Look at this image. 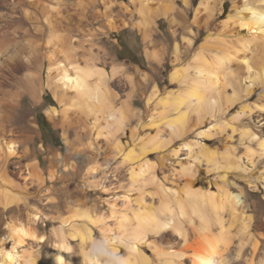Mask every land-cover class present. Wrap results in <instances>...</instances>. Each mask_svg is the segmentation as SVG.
I'll list each match as a JSON object with an SVG mask.
<instances>
[{
  "label": "bare ground",
  "instance_id": "6f19581e",
  "mask_svg": "<svg viewBox=\"0 0 264 264\" xmlns=\"http://www.w3.org/2000/svg\"><path fill=\"white\" fill-rule=\"evenodd\" d=\"M194 1L197 0H129L128 5L119 0H0V221L6 222L7 230V235L0 237V264H57L55 257L58 255L64 257L66 264H81L80 254L78 260L73 261L76 251L73 242H78L81 253L87 244L86 232L95 236L108 231L131 236L137 241L132 264H196L197 257L209 254L215 256L218 264H228L226 254L233 243L232 228L235 224L239 225L238 236L240 235L235 264H264V224H255L256 218L249 214L247 206L241 201L244 192L241 190L236 193L234 184L229 179L232 176L234 180H244L253 189L264 186L263 177L250 175V169L245 168V165L253 166L257 159L264 157V137H258L251 123L243 124L241 129L235 127L238 130L232 128L233 133L240 131L238 134L245 152L238 155L237 150L232 152L228 149L226 156H222V161L216 157V152L209 151L204 142L213 135V128L209 131L200 130L202 133L198 135L202 136V140L196 139L184 144V148L189 150V160L179 164L180 171L174 169L171 176L181 178L182 175V195L176 189L179 182H175L159 169L164 167L166 156L161 159V165H158L149 159L150 151L145 145L139 151L132 148L126 152L125 143L118 138L121 132H125L127 122L136 118L137 113L131 109L128 99L121 101V106H118L122 97L116 87L121 83L122 70L115 65L111 73L106 69L107 58L105 49L99 47V37L134 23L147 45H152V34L157 20L166 19L172 26H188L183 18L185 14L178 10V5L190 7ZM198 1L199 9L194 20L198 19L199 22L203 16V28L212 30H209L210 34L197 53L198 67L195 66V74L191 78L178 67L172 71L171 81L185 84L183 94L160 98L158 88H154L148 103L150 105L153 100L159 99L158 105L162 106L164 112L156 120L151 118L149 125L134 128L132 138L135 140L146 127L154 125H157L155 130L159 136L163 129L169 134L167 143L182 138L190 129H187L188 112L184 110L191 107L200 110L209 107L212 102L220 107L222 104L219 106L218 103L222 101L221 98L225 100L222 97V88L226 84H233L236 89H232L243 94V81L239 76L241 71L249 75V80L254 76L253 83L260 81L264 86V21L259 19L264 17V0ZM228 2L232 5L225 14ZM223 15H226L227 20L222 21L220 26L211 27ZM176 31L173 30L172 33L175 35ZM190 33L194 34V31L190 29ZM184 40L188 47L195 43L192 37H184ZM206 51L212 53L209 58ZM146 52L150 61L161 62V54L148 49ZM173 53L179 59L181 52L177 43ZM128 79L133 93V80L130 77ZM45 90L52 94L56 104L47 113L48 119L55 126H61L63 130H73L79 140L88 135L92 137L94 131L101 137L104 135V128L110 127L106 138L108 141L115 140L114 150L121 155L123 163L129 164L132 186L144 189L152 185L158 189L160 195L159 206L156 207L153 193L150 192L152 203L147 205L143 197L132 200L131 191H125L122 197L117 198L126 207L121 211L117 209L116 199L110 204V216L84 211L80 215L62 220L60 226L53 229L52 233L57 241L51 253H46L44 249L49 238L40 231L39 224L47 220L54 221V217H47L39 208L32 206L33 201L51 192L31 195L26 187L10 178L11 172L8 171L12 160L28 158V153L20 156L19 149L29 139L36 137H33L35 132L29 131L32 135L27 134L29 139H25L23 130L14 126L16 111L25 96L39 102ZM244 91L249 93L250 88H245ZM132 93H129L131 97ZM248 95H245L246 100L252 97ZM256 109L264 115V106ZM219 110L223 109L220 107ZM254 110L251 105L244 103L239 113L251 120ZM166 111L173 112V117L165 116ZM260 117L261 115L258 116ZM88 144L92 149L95 143ZM157 149L159 148L153 150ZM173 152L177 157L181 148ZM75 153L76 149L73 154ZM201 154L211 156L204 160L207 166L213 165L222 170L219 177L221 180L216 185L204 182L198 177V168L202 165ZM61 158L59 155L53 164ZM21 167V163H15V168ZM26 170L29 175L26 178L32 180L42 192L47 180L35 165L27 166ZM92 170L95 171L96 168ZM57 176L59 175L56 172L51 171L52 182ZM134 202L137 209L132 207ZM50 203L56 204L53 200ZM224 215L229 216L228 221L224 220ZM194 218L199 219L209 231L203 236L205 231L202 238L196 232ZM109 219L115 221L114 227L110 226ZM214 226H218L219 232H213ZM159 233L163 236L164 245H158L151 240L156 238L154 234L159 236ZM25 246H28V255L24 260L19 249ZM64 249H71V252ZM147 250L152 251L155 260L148 256ZM9 253L11 260L8 259Z\"/></svg>",
  "mask_w": 264,
  "mask_h": 264
},
{
  "label": "rangeland",
  "instance_id": "374dc122",
  "mask_svg": "<svg viewBox=\"0 0 264 264\" xmlns=\"http://www.w3.org/2000/svg\"><path fill=\"white\" fill-rule=\"evenodd\" d=\"M119 1L128 5L130 4L129 0ZM199 4L200 3L197 0L194 1V3L190 7L178 5V10H182V14H185L183 18L187 21L185 24H187L188 26L185 25L183 27L177 24H174L172 26L166 19L157 20V26L155 27V31H153L154 33L152 34L153 43L152 45L149 44L150 46L147 45V42L144 40L141 31L138 28L134 27V23L133 25L122 28L119 31H112L102 34L99 37L100 40L98 41L99 47L103 50L105 49V58H107V62L105 63L106 69L111 73L113 70V66L115 65L120 67L122 70L120 77L121 83L116 87L122 97V100L118 102V106H121V101H123L124 99H128L130 100L129 104H131V109L137 113L136 118L134 117L130 119L129 123L127 122L125 132H121L118 138H120L125 143L126 152L130 151L132 148H136V150L139 151L140 147L142 145H145L150 151L148 156L149 159H151L153 162H156L158 165H161V162L163 160L162 158L166 156L168 160H165L166 166L164 165L163 168L159 167V169L162 172L164 171L163 173H165L169 177L173 176L174 169L180 171L179 164L185 163L187 160H189V157L187 155L189 154V150L186 147L184 148V144L192 140L203 139L202 136L198 135L202 133V131L200 130L209 131V129L213 128V135L210 138H207L204 142L208 145L209 151H211L212 153L216 152V157H218L221 161L222 158L226 156V152L228 151V149L232 152L238 151V155H241L243 154V152H245L244 146L241 144L240 135L238 134L240 131H236L235 133H233V127H239V129H241L243 124L251 123L254 131L256 130L255 132L258 137L261 138L262 135L264 137V115L263 113H260L258 109H256L257 107L264 106V86L261 85L260 81L254 82V84L252 82L254 76H252V78H250L249 80V75H247V73H245L244 71H241L239 76L243 81L244 93L239 94L237 93L238 91L235 90L236 87H234L233 84H226L225 87L222 88L224 90V94L222 95V97L225 98V100L221 98L222 101H219L218 103L219 106L222 104L220 107L223 110H219L220 107H218L215 102H212V105L210 103L209 107L211 106V108L204 107L203 109L200 108V110L193 107L189 109L185 108L186 110L184 111L188 112L187 129H189L190 127L191 130H187L186 134L182 138H178L171 143H167V141L169 140V134L163 129L162 134L159 136L157 130H155L157 128V125L146 127L143 131L140 132V135L138 136L139 138H136V140L132 138V131L134 128H141L144 124L149 125V121H151L152 119H158V116L162 112H164L162 106L158 105L157 100L159 99L153 100L150 105L148 103V100L154 92V88H158V96L160 98L165 96L173 97V95L183 94V91H185V84L172 82L170 78L172 71L178 67L182 68V71L184 70V72L188 73L191 78L195 74V69L196 67H198V63H196V56L198 55L197 53L200 52L201 46L205 43V38L210 34L209 30H212L206 29L205 27L203 28V16L200 17L201 21L199 19L200 23L198 22V19L194 20L195 13L197 9H199ZM231 5V2L227 3L224 10L225 14L228 13L227 11H229ZM223 16L217 18L216 21L212 23L211 27H215L218 25L220 26V23L222 21L227 20L226 15ZM179 19L182 20L181 18ZM175 27H178V29H176ZM190 29L194 31V34L190 33ZM173 30H177L175 35L172 33ZM243 33H246V31ZM190 36L195 43L191 47H188L186 40H184V37L191 38ZM176 43L179 45L181 52L179 59L175 58L173 53ZM147 49L151 51L154 50L155 52L161 54V62L157 63L155 61H150L147 57ZM96 51L97 50H95V52ZM205 54L209 58L212 53L206 51ZM251 72H254V70H251ZM128 77L132 78V82L134 83L133 88H135L133 90L135 91H133V93L132 88L129 85L130 81ZM245 88H250L249 93H246L244 91ZM129 93H132V97L131 95H129ZM247 94H249L248 97L252 96L251 98H249V100H246L247 97H245V95ZM22 101L23 102L21 106L16 111L13 124L15 127L23 130V133H25V139H29L27 135L31 134L29 131L35 132V134H33V137L36 136V139H29L28 143L26 142L27 144H22V147L19 149V155L22 156L25 153H28V158H19L12 160V162L8 166V171L9 173L11 172L10 178L26 187L31 195L38 196L39 193H42L43 195L46 194L47 191L51 192V194L43 196L42 198H39L32 202V206L39 208L42 214L47 217H54L52 218L54 221L47 220L39 224L40 231L49 238L48 242L44 244L46 253L53 252V245L57 240L55 239L52 232L54 228L60 226L62 220L71 218L75 215H80L81 213H84V211H89L91 214H105L106 216H110V204L114 202L118 197H122L125 191L132 192H130L132 200L143 197L144 203L147 205L152 203V196L150 195L151 192L155 195L153 196L155 199V206H159L160 195L158 189H156L154 186H143L144 189H139L138 186H132V182L130 180V175L128 172L130 168L129 164L123 163V158L121 157V155H119L118 152L114 150L113 144L115 140L111 141L109 139L108 141L106 138V135L108 134L107 131L111 129L110 127L104 128V135L101 137L98 136V132L94 131L92 137L91 135H88L83 137V140H79L73 130H63L64 128H62L61 126H55L48 119V110H50L51 106L56 105L53 100V96L49 91L45 90L42 96V100H40L39 102L32 101L29 96H25ZM244 103L251 105L252 108L255 109V114H253V117L251 119L252 121L248 119L247 116L242 117L239 113L240 107L243 106ZM255 105H257V107ZM166 115H170L171 117H173L174 114L173 112L166 111L165 116ZM259 115H261L263 119L261 117L258 118ZM199 117H201L200 121ZM226 123L230 125H227ZM261 130L263 131V134ZM156 135L157 137L155 138ZM150 136H152L153 138L151 137L150 139ZM198 136H200L201 138H198ZM81 140L84 143H82ZM90 142L93 144L95 143L92 149H90L88 144ZM85 143L87 145H85ZM252 145L256 148V145H254V143ZM94 147H96V149ZM155 148L159 149L153 150ZM178 148H181V153L179 154V156H177V158L173 150ZM75 149L76 153L73 154V152H75ZM59 155H61L62 157L61 160H59L56 164H53V162H56V158H58ZM200 157L202 158L200 159L202 160V165L200 166L201 168H198V177L200 179H203L204 182H211L212 184L214 183L216 185L221 180V178L219 177H221L222 175V170H219L216 166L209 165V167L205 164L206 161L204 160L211 157L209 154L207 156L206 154H201ZM178 159L180 160V163H177V161H179ZM257 160L253 165L254 167L251 165H245V168H247L246 170L250 169V171L253 173L252 174L250 172V175L256 174V177L260 176L264 178V174L262 175V173H264L262 172L264 171V157L260 158L258 162ZM15 163H21V169L15 168ZM33 165L38 168L39 173L43 176L44 179L47 180V183L43 187L42 192H40V189L37 188L38 186L34 184L32 180L26 178L29 176L27 174L28 171L26 170L27 166ZM260 165L262 166V168ZM94 167L96 168L95 171L92 170ZM51 171L56 172L59 175L57 176V179H55L56 182H52L50 179ZM171 179H174L175 182H179V187L177 186L176 189L179 190V194H184V181H182V175L181 178L180 176L175 175L174 177H171ZM229 179L234 184V191H236V193H240L241 190L244 192V198L241 201H243L247 206L248 210L250 211L249 214L253 215L256 218L255 224H264V186L260 185L258 189H253L244 180H234L232 176L229 177ZM51 200L55 201L56 204H51ZM117 200V209L119 211L125 209L126 207L122 206L123 203L121 199ZM135 205L136 203L134 202L132 207L137 209V206ZM224 217H226V219L224 220H229L228 215H224ZM108 221L111 227L115 224V221H113V219H109ZM194 221V225L196 224L195 227L197 228L196 232L199 233L198 235H201V238L209 233L207 228H205V225H203L199 219L194 218ZM227 221L225 222L227 223ZM0 222V237H4L7 235L6 222ZM182 222L184 223L185 221ZM237 225L238 224H235V228L234 226V229L232 228V235L234 234L232 239L233 243L232 245H230L229 250L226 254L228 264H235L236 261L237 246L239 244L238 238H240V235L238 236L239 225ZM217 228L218 226L213 228L214 233L219 232V228ZM256 232L257 231H255L254 234H256ZM202 234L204 235L202 236ZM98 235L99 234L95 236ZM154 235L157 239L153 237L151 240L156 241L158 245H164L162 234L160 235L159 233V236L157 234ZM236 235L238 237H236ZM73 245L74 247H76L73 261L76 262L80 254L79 248L77 246L78 242H73ZM27 249L28 246L19 249V253L24 258V260L28 255ZM262 249V251L264 252V247H262ZM147 253L148 256L155 260L154 258L156 257L152 255V251L147 250ZM23 258L21 259L22 262L24 261Z\"/></svg>",
  "mask_w": 264,
  "mask_h": 264
},
{
  "label": "clouds",
  "instance_id": "9594fccd",
  "mask_svg": "<svg viewBox=\"0 0 264 264\" xmlns=\"http://www.w3.org/2000/svg\"><path fill=\"white\" fill-rule=\"evenodd\" d=\"M264 21V17H259ZM87 244L80 253L81 264H132L137 241L131 236L100 232L98 236L85 233ZM120 249H123L121 251ZM67 251V249H64ZM59 264L60 256L55 257ZM63 264H66L64 260ZM70 264V262H67ZM196 264H218L214 255L209 254L196 258Z\"/></svg>",
  "mask_w": 264,
  "mask_h": 264
},
{
  "label": "snow or ice",
  "instance_id": "6c2138e0",
  "mask_svg": "<svg viewBox=\"0 0 264 264\" xmlns=\"http://www.w3.org/2000/svg\"><path fill=\"white\" fill-rule=\"evenodd\" d=\"M164 227H168V225H164ZM67 251H68V252H71V249H67ZM8 259H9V260L12 259V256H11L10 253H9V255H8ZM64 260H65L64 257H63V256H60L59 264H63Z\"/></svg>",
  "mask_w": 264,
  "mask_h": 264
}]
</instances>
